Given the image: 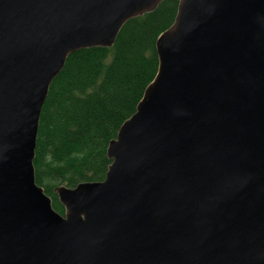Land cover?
Returning a JSON list of instances; mask_svg holds the SVG:
<instances>
[{
  "label": "water",
  "instance_id": "water-1",
  "mask_svg": "<svg viewBox=\"0 0 264 264\" xmlns=\"http://www.w3.org/2000/svg\"><path fill=\"white\" fill-rule=\"evenodd\" d=\"M164 0H0V264H264V0H181L103 181L34 160L51 84Z\"/></svg>",
  "mask_w": 264,
  "mask_h": 264
},
{
  "label": "trees",
  "instance_id": "trees-1",
  "mask_svg": "<svg viewBox=\"0 0 264 264\" xmlns=\"http://www.w3.org/2000/svg\"><path fill=\"white\" fill-rule=\"evenodd\" d=\"M181 0H164L128 20L113 46L73 52L54 79L43 107L36 157L37 183L62 214L58 189L106 179L108 149L156 79L157 42L177 21Z\"/></svg>",
  "mask_w": 264,
  "mask_h": 264
}]
</instances>
